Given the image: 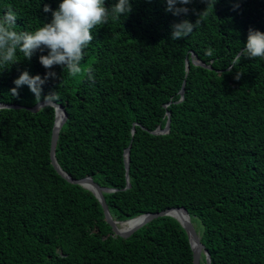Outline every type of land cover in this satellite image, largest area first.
<instances>
[{
  "label": "trees",
  "instance_id": "trees-1",
  "mask_svg": "<svg viewBox=\"0 0 264 264\" xmlns=\"http://www.w3.org/2000/svg\"><path fill=\"white\" fill-rule=\"evenodd\" d=\"M61 2L0 0V16L11 7L16 30L34 31L51 22L45 4L55 11ZM130 2L127 17L92 30L79 75L51 69L56 76L41 99L27 86L18 96L10 90L25 70L45 76L39 56L47 49L31 60L17 52L18 63L0 68V104L65 107L58 162L76 180L92 177L116 190L104 194L115 220L185 208L202 226L196 230L211 264H264V60L228 68L249 29L264 32V0H213L214 9L181 40L170 38L171 25L195 23L207 7L201 0L183 5L186 16L166 12L164 0ZM193 53L206 67L192 62ZM27 108L0 109V264H194L188 234L173 217L128 239L116 235L97 197L52 164L55 109ZM168 113L170 132L154 135Z\"/></svg>",
  "mask_w": 264,
  "mask_h": 264
},
{
  "label": "clouds",
  "instance_id": "clouds-1",
  "mask_svg": "<svg viewBox=\"0 0 264 264\" xmlns=\"http://www.w3.org/2000/svg\"><path fill=\"white\" fill-rule=\"evenodd\" d=\"M151 3L152 0H146ZM166 12L173 16H186L189 5L193 0H164ZM207 5L206 9L198 14L195 23L187 19L171 25L170 38L181 40L188 37L201 23V17L207 15L209 8H213L217 2L213 0H201ZM106 0H62L58 9L53 11L47 4L43 7L45 13L51 12L50 23H44L34 31L16 30V13L11 7L0 16V68L18 63L17 52L22 53L25 60H31L37 52L47 49V55L39 56V63L46 69L45 76H31L27 70L23 71L13 81L15 87L10 90L13 96H18V89L27 86L34 95L35 100L41 99L42 86L47 79L55 78L56 73L51 71L55 66L67 69L72 76L82 72L81 62L85 58V50L94 39L93 29L107 24L109 20L118 21L121 17H127L132 11L130 0H115L112 6L106 7ZM181 5V7H177ZM213 50H206V55L211 56ZM242 59L264 60V32L249 29L247 42L230 62L229 69L235 68ZM94 70L88 68L87 79L94 82ZM236 79L240 78L237 73Z\"/></svg>",
  "mask_w": 264,
  "mask_h": 264
},
{
  "label": "water",
  "instance_id": "water-1",
  "mask_svg": "<svg viewBox=\"0 0 264 264\" xmlns=\"http://www.w3.org/2000/svg\"><path fill=\"white\" fill-rule=\"evenodd\" d=\"M192 62L195 65L198 66H204L206 67L205 64H203L196 56V54H192ZM187 64V70H190V62L189 59L186 61ZM210 68V66H209ZM185 87L186 83H184L182 91H181V101L184 98L185 95ZM51 106L55 109L56 112V121L53 129V135H52V147H51V161L52 164L55 168V170L63 177L65 178L68 182L71 184H76L84 187L85 189L91 191L99 200L101 203L104 213H105V218L107 223L112 227L114 233L122 238L128 239L131 237L133 234H135L137 231H139L142 227L146 226L147 224L151 223L154 220H157L159 218L163 217H173L177 219L182 227L186 230L190 244L193 250L194 254V264H202L203 257L205 256V261L206 264H211V255L209 251L206 249L205 245L202 243V238L200 236V233L196 230V227L194 226L191 216L188 213V211L185 208H174V209H169L163 212L159 213H154V214H146L139 216L135 219L125 221V222H120L117 221L113 218L109 206L106 202L105 193H112L115 192L116 190L106 188L103 186H100L92 177H87L84 179L76 180L72 178L70 175H68L64 170L61 168L58 159H57V144L59 140L60 133L64 126L67 123L68 120V115L66 112V109L64 106L54 102V101H42L35 105L32 108H27L24 106L20 105H7V104H0V109H25L27 108L28 110L37 113L39 112L42 108ZM59 113H61V117L59 118ZM171 129V114L168 113V122L167 125L164 129H161L160 127L153 132L154 135H164L168 134ZM133 133H135V129H133ZM130 157H131V146L128 147L125 151V164H126V177H127V189L131 187L130 184ZM184 213L187 217L184 218L181 214ZM130 223H134L130 228L126 229L124 228L125 225H128Z\"/></svg>",
  "mask_w": 264,
  "mask_h": 264
},
{
  "label": "rangeland",
  "instance_id": "rangeland-1",
  "mask_svg": "<svg viewBox=\"0 0 264 264\" xmlns=\"http://www.w3.org/2000/svg\"><path fill=\"white\" fill-rule=\"evenodd\" d=\"M41 96H42V94H41ZM40 102H42V101H40ZM25 104H26L27 107H29L31 105V101L30 100L25 101ZM196 227H197L198 230H201L202 226H201L200 222H196Z\"/></svg>",
  "mask_w": 264,
  "mask_h": 264
},
{
  "label": "bare ground",
  "instance_id": "bare-ground-1",
  "mask_svg": "<svg viewBox=\"0 0 264 264\" xmlns=\"http://www.w3.org/2000/svg\"><path fill=\"white\" fill-rule=\"evenodd\" d=\"M61 117V113H59V118ZM184 218L187 219L186 215L184 213L181 214ZM134 223H130L128 225H125L124 228L128 229L130 228ZM204 260V259H203Z\"/></svg>",
  "mask_w": 264,
  "mask_h": 264
}]
</instances>
